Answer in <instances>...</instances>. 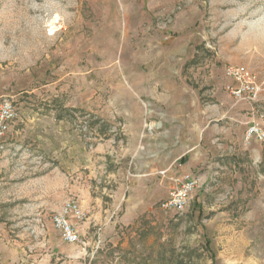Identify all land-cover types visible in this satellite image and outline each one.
Instances as JSON below:
<instances>
[{
	"label": "rangeland",
	"instance_id": "obj_1",
	"mask_svg": "<svg viewBox=\"0 0 264 264\" xmlns=\"http://www.w3.org/2000/svg\"><path fill=\"white\" fill-rule=\"evenodd\" d=\"M228 64L262 91L238 101ZM0 264H264V0H0ZM168 169L161 171L162 169ZM201 177L166 211L170 175ZM83 242L54 226L68 200Z\"/></svg>",
	"mask_w": 264,
	"mask_h": 264
},
{
	"label": "built area",
	"instance_id": "obj_2",
	"mask_svg": "<svg viewBox=\"0 0 264 264\" xmlns=\"http://www.w3.org/2000/svg\"><path fill=\"white\" fill-rule=\"evenodd\" d=\"M228 82L226 91L238 101L251 102L258 98L262 91V85L258 82L256 74L246 65L228 64L225 67ZM18 118V110L14 103L0 96V139L9 131L12 122ZM246 139H256L264 143V127L259 122H252L246 131ZM168 196L160 201V207L166 211H183L189 204L192 194L201 183V177L191 171L174 174L171 178ZM77 221L85 219V212L80 204L74 200H68L64 211L53 215L54 226L60 230L62 239L67 243L80 244L82 235L77 230L70 216Z\"/></svg>",
	"mask_w": 264,
	"mask_h": 264
},
{
	"label": "crops",
	"instance_id": "obj_3",
	"mask_svg": "<svg viewBox=\"0 0 264 264\" xmlns=\"http://www.w3.org/2000/svg\"><path fill=\"white\" fill-rule=\"evenodd\" d=\"M166 169H168V166H167L166 168L162 169L161 171H164V170H166ZM174 174H177V173H173V174L170 175L169 177L171 178ZM170 184H171V183H170Z\"/></svg>",
	"mask_w": 264,
	"mask_h": 264
}]
</instances>
